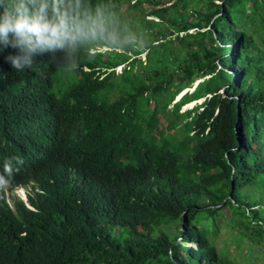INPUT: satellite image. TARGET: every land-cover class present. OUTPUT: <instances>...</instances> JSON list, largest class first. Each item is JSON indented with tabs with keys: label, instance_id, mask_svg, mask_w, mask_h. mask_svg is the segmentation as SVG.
Masks as SVG:
<instances>
[{
	"label": "trees",
	"instance_id": "obj_1",
	"mask_svg": "<svg viewBox=\"0 0 264 264\" xmlns=\"http://www.w3.org/2000/svg\"><path fill=\"white\" fill-rule=\"evenodd\" d=\"M42 2L49 17L56 6L105 31L77 43L79 74L39 50L17 71L7 57L19 49L0 41V173L18 156L12 186L35 183L13 208L0 191V264H240L212 240L219 216L237 229L234 247L250 242L241 262L253 264L264 0ZM98 45L110 50L91 54ZM164 122L173 130L160 136Z\"/></svg>",
	"mask_w": 264,
	"mask_h": 264
},
{
	"label": "clouds",
	"instance_id": "obj_2",
	"mask_svg": "<svg viewBox=\"0 0 264 264\" xmlns=\"http://www.w3.org/2000/svg\"><path fill=\"white\" fill-rule=\"evenodd\" d=\"M104 31V27L97 21L86 24L67 11L61 12L56 6L53 7L52 17H49L48 5L42 0H0V41H3L5 47L11 45L19 49L20 55L7 57L17 71L24 65L30 66L32 53L39 50L44 60L59 57L62 66L79 74L86 49H83L84 44L78 46L77 43L102 35ZM119 68L122 70V67ZM69 69L64 70L67 72ZM53 117L54 114L50 111L46 114L48 122H52ZM13 160L18 165L24 163L22 158L12 157L4 162L0 173V191L2 190L12 208L14 200L28 203L29 192L35 185L29 182L28 186H12L14 171L20 170L18 167L13 169Z\"/></svg>",
	"mask_w": 264,
	"mask_h": 264
},
{
	"label": "rangeland",
	"instance_id": "obj_3",
	"mask_svg": "<svg viewBox=\"0 0 264 264\" xmlns=\"http://www.w3.org/2000/svg\"><path fill=\"white\" fill-rule=\"evenodd\" d=\"M190 33H195L194 31H191ZM251 33V31H250ZM107 50H110L109 48L107 47H95L94 49H92L91 53H105ZM225 58V57H224ZM143 60L146 59V55H143L142 57ZM218 69H220L218 67ZM66 71V70H65ZM118 73L121 72V68H118L117 70ZM65 78V74H63V76H60V80H64ZM65 81V80H64ZM202 81V79H199L195 82V87ZM194 87V88H195ZM187 92L190 91L192 92V90H186ZM225 90L222 91V93L224 94ZM184 93V92H183ZM182 93V94H183ZM186 93V92H185ZM179 95L178 97H176V102H179L181 97L182 96ZM204 100H201L199 103H203ZM196 104H193V105H189L186 107V105L183 106V109H182V112L184 111H187L188 109H193V107L195 106ZM173 130L172 126L170 123H166L164 122V124H162L161 126L158 127V133L160 136H163V135H166L168 132H171ZM22 197H23V194H20ZM19 197V196H17ZM20 198V197H19ZM24 198V197H23ZM227 217V216H226ZM216 222H219V232H217L216 234L213 235V238L212 240L214 241V244L217 248V250L219 252L225 250V249H229V257L232 258V259H238L239 260V263L242 264L241 260H244L247 258V246L251 245L249 241H247V239H244L242 241V249L241 247H234V241L235 239H237V236L238 234H236L237 232V229L236 228H233L230 226V224L226 223L227 220L225 219V217H217V221ZM181 242V241H179ZM258 249L260 250V254L261 256L256 260L254 261L253 264H264V246L261 245L258 247ZM186 250V247L182 248L181 249V252H185Z\"/></svg>",
	"mask_w": 264,
	"mask_h": 264
},
{
	"label": "bare ground",
	"instance_id": "obj_4",
	"mask_svg": "<svg viewBox=\"0 0 264 264\" xmlns=\"http://www.w3.org/2000/svg\"><path fill=\"white\" fill-rule=\"evenodd\" d=\"M223 66V65H222Z\"/></svg>",
	"mask_w": 264,
	"mask_h": 264
}]
</instances>
